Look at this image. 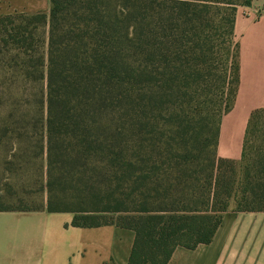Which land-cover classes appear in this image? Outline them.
Listing matches in <instances>:
<instances>
[{"label": "trees", "instance_id": "obj_1", "mask_svg": "<svg viewBox=\"0 0 264 264\" xmlns=\"http://www.w3.org/2000/svg\"><path fill=\"white\" fill-rule=\"evenodd\" d=\"M253 0H50L0 14L6 194L135 232L128 264L209 244L234 211H264V108L240 160L218 156L240 82L236 13ZM234 51V52H233Z\"/></svg>", "mask_w": 264, "mask_h": 264}, {"label": "crops", "instance_id": "obj_2", "mask_svg": "<svg viewBox=\"0 0 264 264\" xmlns=\"http://www.w3.org/2000/svg\"><path fill=\"white\" fill-rule=\"evenodd\" d=\"M50 0H0V14L48 12ZM240 82L220 122L218 156L240 160L251 113L264 108V0L237 10ZM72 212L0 211V264H128L135 232L74 226ZM168 264H264V211H234L209 244L178 247Z\"/></svg>", "mask_w": 264, "mask_h": 264}, {"label": "rangeland", "instance_id": "obj_3", "mask_svg": "<svg viewBox=\"0 0 264 264\" xmlns=\"http://www.w3.org/2000/svg\"><path fill=\"white\" fill-rule=\"evenodd\" d=\"M240 6H246V5H240ZM233 42L234 43H233L232 48L234 47L233 50L236 51V48H237L236 44L238 43V36H237L236 32L234 33V36H233ZM0 80H3V78H0ZM9 111H10V105H9L7 98L6 97L0 98V118L4 117L5 113L9 112ZM0 153H3L2 148L0 149ZM7 185H13L16 189H18V187H19L16 184L15 179H13V180L7 179V174L3 171L2 165H0V194L3 196L2 199H4V200H2L1 205L9 206V207H18V206L22 205L21 207L38 208L39 203L44 198V194H40V195H36V198H35L36 200L29 201L28 204L19 202L18 200H15L14 198H12L11 196H8V194H6L5 190L7 188Z\"/></svg>", "mask_w": 264, "mask_h": 264}]
</instances>
